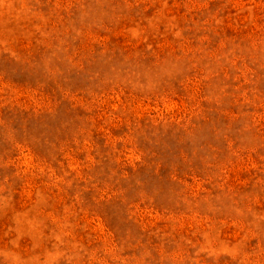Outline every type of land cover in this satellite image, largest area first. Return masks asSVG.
<instances>
[{"label": "rangeland", "instance_id": "374dc122", "mask_svg": "<svg viewBox=\"0 0 264 264\" xmlns=\"http://www.w3.org/2000/svg\"><path fill=\"white\" fill-rule=\"evenodd\" d=\"M0 264H264V0H0Z\"/></svg>", "mask_w": 264, "mask_h": 264}]
</instances>
